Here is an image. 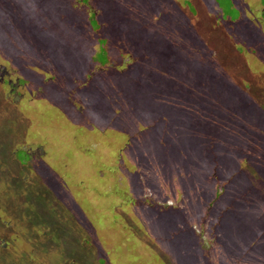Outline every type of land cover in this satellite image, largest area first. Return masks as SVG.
<instances>
[{"label": "rangeland", "instance_id": "rangeland-1", "mask_svg": "<svg viewBox=\"0 0 264 264\" xmlns=\"http://www.w3.org/2000/svg\"><path fill=\"white\" fill-rule=\"evenodd\" d=\"M2 69L0 264H264V0H0Z\"/></svg>", "mask_w": 264, "mask_h": 264}, {"label": "trees", "instance_id": "trees-1", "mask_svg": "<svg viewBox=\"0 0 264 264\" xmlns=\"http://www.w3.org/2000/svg\"><path fill=\"white\" fill-rule=\"evenodd\" d=\"M190 4H191V6H189V7H187V6L186 7H183L184 5H182V4L181 5H176L177 10L173 12V15L176 12H180L181 17H183V19L184 18H187V17L188 18H192V15L193 14L195 15V13L197 12V10L200 7V5L199 6H196V5H194L193 2H190ZM191 12H193V13H191ZM190 13H191V15H190ZM184 15H186L187 17H185ZM171 19L172 18H169V20H171ZM244 20H246V19H244ZM209 21H210V25H216V21L214 20V17H211L209 19ZM197 35L200 36L198 34V32H197ZM200 41L205 44V41H204V39L201 36H200ZM246 70L248 71V69H246ZM248 73H250V72L248 71ZM257 80H258V77H255L254 79L251 78V81H253V83H256ZM232 83H234V85L237 88L236 81L234 80V81H232ZM238 83H242L243 84V82H238ZM243 85H244V87H246L247 84H243ZM238 91H239V97H244V98H249L250 97V99H249V102L250 103H248L246 101L239 100V105L241 107H246V106H252L253 105V106L260 107V108L262 107L264 109V89H262L261 91L258 92L257 97L255 98V100L253 99V97H255V92H252V93L247 92L246 88H243L242 86H239ZM258 145H259V147H258V153H260L264 149V147L260 146V144H258ZM26 154L28 155V153H26ZM263 154H264V151H263ZM144 200H146L148 203H150V200L149 199L145 198ZM170 206H171V204H170Z\"/></svg>", "mask_w": 264, "mask_h": 264}, {"label": "flooded vegetation", "instance_id": "flooded-vegetation-1", "mask_svg": "<svg viewBox=\"0 0 264 264\" xmlns=\"http://www.w3.org/2000/svg\"><path fill=\"white\" fill-rule=\"evenodd\" d=\"M6 74H7V75L9 74V72H8L7 70H5V69L0 70V76H2V75L4 76V75H6ZM3 76H2V77H3ZM0 79L2 80V78H0ZM5 81H6V82H9V81H10V78L6 79Z\"/></svg>", "mask_w": 264, "mask_h": 264}]
</instances>
